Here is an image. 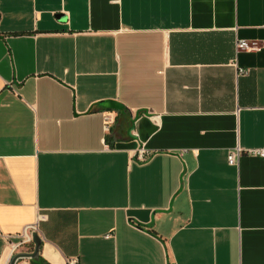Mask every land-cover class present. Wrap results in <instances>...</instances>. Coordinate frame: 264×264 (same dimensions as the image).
<instances>
[{
    "label": "crops",
    "instance_id": "0c3cea01",
    "mask_svg": "<svg viewBox=\"0 0 264 264\" xmlns=\"http://www.w3.org/2000/svg\"><path fill=\"white\" fill-rule=\"evenodd\" d=\"M262 150L264 0H0V264H264Z\"/></svg>",
    "mask_w": 264,
    "mask_h": 264
},
{
    "label": "built area",
    "instance_id": "2783aa9c",
    "mask_svg": "<svg viewBox=\"0 0 264 264\" xmlns=\"http://www.w3.org/2000/svg\"><path fill=\"white\" fill-rule=\"evenodd\" d=\"M236 50L238 52H259L262 50V44L260 42L257 41H253V42H248V41H239L236 45ZM249 73L248 70H244L241 69L239 70V75H247ZM251 154H256V155H264V151H252L250 152ZM242 151L240 149H236L230 152L229 156H228V161L230 165H236L239 156H241ZM137 159L144 163L146 161L149 160V157L145 155V151L143 149H141L138 154H137ZM36 227L35 226H31L30 228H28V231L25 233V237H24V241L22 243H20L19 245L15 246L13 248V253H16L21 247L26 246L31 244L32 242V236H31V232L35 231ZM68 264H77L76 260H70Z\"/></svg>",
    "mask_w": 264,
    "mask_h": 264
},
{
    "label": "water",
    "instance_id": "95a60500",
    "mask_svg": "<svg viewBox=\"0 0 264 264\" xmlns=\"http://www.w3.org/2000/svg\"><path fill=\"white\" fill-rule=\"evenodd\" d=\"M34 251L33 252H19L14 254L9 264H16L20 259H31L32 261L38 262L40 260V251L42 246V239L38 233L33 234Z\"/></svg>",
    "mask_w": 264,
    "mask_h": 264
},
{
    "label": "trees",
    "instance_id": "16d2710c",
    "mask_svg": "<svg viewBox=\"0 0 264 264\" xmlns=\"http://www.w3.org/2000/svg\"><path fill=\"white\" fill-rule=\"evenodd\" d=\"M33 264H47L41 257L40 260L38 262L36 261H32Z\"/></svg>",
    "mask_w": 264,
    "mask_h": 264
}]
</instances>
